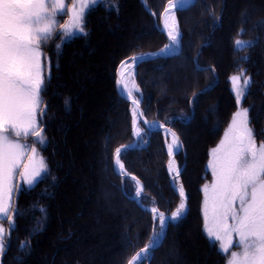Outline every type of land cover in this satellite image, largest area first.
<instances>
[{
    "label": "trees",
    "instance_id": "trees-1",
    "mask_svg": "<svg viewBox=\"0 0 264 264\" xmlns=\"http://www.w3.org/2000/svg\"><path fill=\"white\" fill-rule=\"evenodd\" d=\"M169 2L101 0L84 19L86 35L65 40L58 34L48 41L45 54L50 61L51 80L46 82L47 90L42 94L44 114L40 118L46 143L31 142L45 160L47 170L35 187L23 190L16 199L14 213L18 210L19 216L13 214L15 229L8 228L10 238L7 235L5 239L2 264H56L60 253L58 264H96L101 246L85 247L84 236L73 230L74 225H83L89 235L93 234L92 226L102 228L99 236L112 231L109 239L114 243L113 255L119 257L116 264H129L131 257L159 232L158 222L155 224L154 216L145 208L155 206L170 216L179 206L181 198L172 187L168 168L169 139L162 132L151 133L141 123L144 134L137 141L132 106L117 89V71L123 61L155 54L168 46L160 19ZM246 4L252 10L245 8ZM177 18L181 54L142 63L137 68L136 82L147 121L172 129L183 143L184 150L177 156V162L180 168L187 164L182 184L190 211L184 220L168 227L163 246L145 264H194L185 250L183 253V248L190 245L192 234L203 247L201 257L210 264H228L218 245L213 246L205 234L202 189L212 179L208 169L211 150L221 143L238 110L230 78L241 75L242 71L252 80L250 95L245 97L243 107L249 109L257 144L264 143L261 135L264 133V0H197L191 9L178 13ZM124 25L125 32L121 34ZM116 32L114 40L103 43L109 49L105 56L109 55L110 63L106 70L108 76L101 81H109V92L102 106L106 107L104 120L93 122L91 127L95 126V131L90 132L99 142L96 146L89 144L85 151L93 153L85 175L92 176L91 193L98 195L99 201L95 197L94 200L87 198L91 201L88 218L84 219L85 213L79 211L65 227L62 219L56 217L53 205L72 171L71 164L64 163L73 155L66 137L72 128L66 121L74 112L83 118L76 84L83 83L88 75L84 63L79 64L74 76L70 70L73 62L80 63L78 59L86 52H94L95 35L103 38ZM235 39L251 42L253 46L239 51ZM78 88L82 87L78 84ZM117 149H121L127 175L114 171ZM133 176L144 188L140 199L146 197L154 205H140L134 195ZM70 188L67 189L69 196L73 193ZM98 202L106 209L104 216L96 210ZM89 218L91 225L87 222ZM105 218L111 219L115 227H104ZM22 244L28 247L22 250ZM110 245L102 248L108 249ZM105 259L98 264H103ZM107 264L115 262L111 259Z\"/></svg>",
    "mask_w": 264,
    "mask_h": 264
},
{
    "label": "snow or ice",
    "instance_id": "snow-or-ice-1",
    "mask_svg": "<svg viewBox=\"0 0 264 264\" xmlns=\"http://www.w3.org/2000/svg\"><path fill=\"white\" fill-rule=\"evenodd\" d=\"M100 0H75L71 7H66L65 0H0V225L10 223L15 229L12 200L16 192L14 181L20 177L29 187H33L46 171L37 149L23 141L34 137L33 143L44 144L45 137L41 127L44 114L42 94L50 83V62L48 74L42 62V46L53 39L58 27L61 38H70L84 34L86 11ZM185 0H170L164 13V27L170 45L161 53L167 54L180 43V32L173 9L183 7ZM69 16L67 24H60L58 17ZM235 47L246 51L251 42L235 39ZM57 49L60 45L58 44ZM155 55V54H149ZM46 59V58H45ZM132 64L123 61L119 69V85L132 103L134 126L136 117H143L139 111L140 100L133 96L128 80L134 76L129 69L145 57H131ZM243 76V81H242ZM233 94L237 103L231 125L221 143L211 150L208 167L213 182L202 189L204 231L213 246L219 247L226 256L228 264H264V143L257 144L256 133L250 126L249 109L242 107L243 100L250 95L252 80L245 76L233 75L230 78ZM139 92V89H136ZM147 123V120H144ZM163 127V125H161ZM167 154L174 157L182 149L179 137L171 129ZM135 134L141 137V129L136 127ZM264 135V133H261ZM126 151V150H125ZM121 149L115 152L114 171L118 175H127L121 160ZM27 159L28 164L23 161ZM175 184L180 176V169L175 159L168 164ZM135 197L141 206L154 201L140 199L144 191L136 177ZM182 198L175 212L165 217L155 206L145 208L158 221L160 231L155 232L148 245L140 249L129 260V264H145L165 238L166 220L176 221L186 211V196L183 185L179 186ZM43 211V209H41ZM10 238V231L7 234ZM6 234L0 226V255L5 248ZM235 238V240H234ZM24 250L28 246L22 244Z\"/></svg>",
    "mask_w": 264,
    "mask_h": 264
},
{
    "label": "bare ground",
    "instance_id": "bare-ground-1",
    "mask_svg": "<svg viewBox=\"0 0 264 264\" xmlns=\"http://www.w3.org/2000/svg\"><path fill=\"white\" fill-rule=\"evenodd\" d=\"M193 2V0H185L184 6H188ZM175 14V13H174ZM176 23H177V17L175 14ZM127 25V24H126ZM123 34L125 32L124 28L125 25L122 27ZM118 33L116 32V35L112 36L111 34H108L106 37L100 38L99 36L95 35L93 39V53L92 52H86L82 59H78V62H73V66L70 70V74L73 76L79 69V64H86L87 65V78L82 83L76 84V93L80 96L78 98V103L80 107L83 108V118L81 119V115H79L77 112H74L69 119L66 121V124L68 127L72 128L67 132V145L68 147L73 151V155L71 157H67L64 161L66 164H71L72 171L69 173V177L66 180V183L63 185L61 192L58 194L57 200L54 203V212L56 217L61 218L65 227H67V223H71L72 218L75 216V214L79 211L84 212L85 216L84 219H87L90 212L91 207V201H89L86 198V194H90L93 190L91 186V182H89L86 172L87 168L83 165V155L86 151V147L82 145V139L85 143V140H89L92 138L90 135V131L87 129L89 126H91L94 122V116L96 112H98V108H102L103 103L105 102L106 94L109 92V81H101V79L104 76H108L107 66L110 63L109 55L105 56L106 51H108V47L104 45V41L107 42L112 41L116 38ZM112 50L113 47H110ZM174 52H177V49L174 48ZM118 53H116L117 56ZM105 56V57H104ZM66 64V62H65ZM134 66V65H133ZM131 67L129 69L130 72H133L135 69L134 67ZM81 67V66H80ZM67 70V68H65ZM73 69V70H72ZM110 70V69H109ZM107 72V73H106ZM78 84L82 88H78ZM68 91V89H67ZM129 99V98H128ZM130 100V99H129ZM79 124L78 127H76V124ZM87 127V128H86ZM86 128V130H84ZM84 130V131H83ZM87 142V141H86ZM90 142V141H89ZM88 145L90 143H87ZM179 152V151H178ZM178 152H175L174 157L177 155ZM172 157V159L174 158ZM89 182V186L91 188L88 189V187L84 188L82 184H85V180ZM77 180L76 188L78 187L80 189V200L77 201V205L73 198H71L67 194V189L70 188L72 185V181ZM82 186V187H81ZM179 188V187H178ZM169 227V226H168ZM94 229L93 226L91 230ZM77 234H80L84 236L85 247H97V244L100 243V239L105 237L104 235H98L95 236L94 234L89 235V232L85 231L83 225H74V229ZM93 231V230H92ZM107 236V235H106ZM105 241V239H104ZM105 243V242H104ZM190 245L187 246V256L189 257V260L193 262L194 264H210V261H207L206 258H203L199 255H194L193 252H191ZM104 251H101L100 253H97L96 256L98 258V262L96 261V264H98L102 258H104L106 253H103ZM43 254V253H42ZM44 255V254H43ZM48 255V252L45 254ZM62 255V253L59 254L56 264L59 262V257ZM72 259V258H71Z\"/></svg>",
    "mask_w": 264,
    "mask_h": 264
},
{
    "label": "rangeland",
    "instance_id": "rangeland-1",
    "mask_svg": "<svg viewBox=\"0 0 264 264\" xmlns=\"http://www.w3.org/2000/svg\"><path fill=\"white\" fill-rule=\"evenodd\" d=\"M100 2H101V0H100ZM99 2V3H100ZM73 3H75V0H65V4H66V7H71V5L73 4ZM99 3H97V4H95L94 6H92L91 7V9L93 8V7H95L96 5H98ZM245 8H249V10L251 9L252 10V7L250 6V4L249 5H245L244 6ZM248 10V9H247ZM88 12L89 11H86V14H85V17H86V15L88 14ZM85 17H84V19H85ZM176 17H177V15H176ZM69 19H70V17L69 16H63V17H58V20L60 21V24L61 25H63V24H67L68 22H69ZM177 26H178V29H179V32H180V28H179V21H178V18H177ZM134 29H135V27H133ZM133 29V30H134ZM162 29V28H161ZM62 29L60 28V27H58L57 28V30H56V33L54 34V36H56V35H58V34H60V31H61ZM78 35H80V34H77V35H75V36H78ZM75 36H73V37H75ZM73 37H70V38H65V40H68V39H71V38H73ZM54 38V37H53ZM180 38H181V33H180ZM52 40V39H51ZM48 44V43H47ZM45 47L46 46H42V51H43V57H42V62L44 63V65H45V75L47 76V74H48V64H49V59L46 57V54H45ZM46 58V59H45ZM50 73H51V71H50ZM133 73H134V76L133 77H130L129 78V80H128V84H129V88L130 89H132V93H133V96L134 97H136V98H138V96L140 95V89H139V87H138V85H137V82H136V75H137V72H136V70H134L133 71ZM242 81H243V79H242ZM139 89V92H137L136 91V89ZM117 89H118V86H117ZM118 93H119V90H118ZM139 100H140V98H138ZM105 101H106V99H105ZM244 101V100H243ZM140 103H142L141 102V100H140ZM132 106V105H131ZM242 107H243V103H242ZM44 110V109H43ZM105 110H106V107L105 108H98V112H96V114H95V118H94V122L96 121H100V122H102L103 120H104V117H103V113L105 112ZM139 111H140V109H139ZM41 117H38V119H40ZM56 118L57 119H61V115L59 114V115H57L56 114ZM249 120H250V118H249ZM141 117L140 116H137L136 117V122H135V126H134V134H135V130H136V127H139L140 129H141V137L143 136V134H144V131L142 130V127H141ZM122 125H123V123L121 122V127H122ZM151 126H161V124H158V123H154V124H151ZM146 127V126H145ZM87 128V127H86ZM86 128L84 129V130H86ZM88 130H90V132L91 133H93L94 131H95V126L94 127H91V126H89L88 128H87ZM83 130V131H84ZM228 130V129H227ZM227 132V131H226ZM90 133V134H91ZM42 135H44V133L42 132ZM165 136L169 139V143H171V136H170V134L169 133H165ZM135 137H136V139H137V141L140 139V137H137V135L135 134ZM224 138V137H223ZM34 137H28V139L27 140H24L23 142L24 143H26V144H31L32 145V143L31 142H33L34 141ZM223 140V139H222ZM87 141V142H86ZM90 141V142H89ZM97 142H99V138H97V136H94V134L92 135V138L91 139H89V140H85V143H84V141H83V139H82V145H84V147H86L87 148V146H88V144L87 143H92L91 145L92 146H96L97 145ZM45 143H46V140H45ZM44 143V144H45ZM33 146V145H32ZM33 147H35V146H33ZM36 148V147H35ZM37 149V148H36ZM37 153H38V157L39 158H42L43 159V157L39 154V152H38V150H37ZM181 153V150L177 153V155L174 157V159H175V162H176V165H177V167L180 169V171H181V168L179 167V165H178V162H177V156L179 155ZM85 157H83L84 159H83V165H84V167L85 168H87L88 166H89V164L92 162V160H93V153L92 152H90V151H88V153L86 152L85 154ZM169 158H170V160H172V157H170L169 156ZM43 161L45 162V160L43 159ZM23 163L26 165V164H28L29 163V161L27 160V159H25L24 161H23ZM45 165H46V163H45ZM124 165V164H123ZM124 169H125V167H124ZM208 169H209V171L211 172V170H210V168L208 167ZM46 170H47V168H46ZM126 171V170H125ZM45 173H46V171H44V172H42V178L44 177V175H45ZM212 174V173H211ZM171 176H173V174L171 173ZM212 176V175H211ZM42 178H40L39 180H38V182L33 186V187H35L41 180H42ZM88 180H89V182H91L92 180H93V178H92V176H89L88 175ZM73 181H75V180H73ZM71 182L72 183V185H71V188H70V190H72L73 191V193L70 195V197L71 198H73L74 199V201H75V203H76V205H77V201L78 200H80V189L77 187L76 188V186H79V185H77V183H75V182ZM77 181V180H76ZM89 182L87 181V179L85 180V184H82L83 185V187L84 188H86V187H88V189L89 188H91L90 186H89ZM213 182V178L210 180V183L209 184H211ZM14 183H15V186H16V192H15V195L13 196V200H12V209H13V213H14V210H15V202H16V199H17V197L20 195V193L23 191V190H26L27 188L28 189H31V188H33V187H29L26 183H24L23 181H22V179L20 178V177H17L16 178V180L14 181ZM182 184V178H181V180H179V181H177L176 182V186L177 187H179L180 185ZM141 185V184H140ZM183 185V184H182ZM82 187V186H81ZM183 188H184V186H183ZM141 195H143V192L141 193ZM94 197H95V199H97L98 201H99V199H98V195L96 196V194L95 195H93V193H90V194H86V198H89V199H91V200H94ZM97 197V198H96ZM96 207V210H97V212H99L100 213V215L101 216H104L105 215V213H106V209L105 208H102L101 206H100V204H99V202H98V204H97V206H95ZM202 212H203V209H202ZM185 213H186V211H185ZM185 213H184V215L182 216V217H184L185 216ZM154 218V217H153ZM12 219H13V217H12ZM106 219L107 218H105V225H104V227H107V228H110V229H112V228H114L115 227V224H113V221H111V219H109V221H106ZM181 219V218H180ZM179 220V219H178ZM154 221H155V224H157V220L154 218ZM177 221V220H176ZM90 225L92 224L91 223V220H90V218H89V220L87 221ZM0 226H2L3 228H4V230H5V234H6V237H7V234H8V228H11V225H10V223H4L3 225H0ZM156 226L157 225H155V228H156ZM170 226V225H169ZM101 227H98V228H95V229H93V231H91L93 234L94 233H96V235L95 236H98L99 235V233L101 234L102 233V231H101ZM101 231V232H100ZM159 231H160V228H159ZM164 233H165V231H164ZM113 234V232L111 231V232H109V234H107L108 236H105V241H104V239L102 238V239H100V243L99 244H97L98 246H101V249L100 250H98V251H103V249H104V252L103 253H106L105 255V257H106V261H104V263L103 264H107V262L109 261V260H111L112 259V261H114L115 262V264L116 263H118V261H119V257L117 256V254L116 255H113V245H114V243L112 242L111 243V241H110V239H109V237L111 236ZM110 235V236H109ZM165 236H166V233H165ZM6 239V238H5ZM234 240H235V238H234ZM105 242V243H104ZM189 244H190V247H191V252H193V254L196 256V255H199V256H201V255H203V247L201 246V244H199L198 243V241H197V239H196V237H195V235L194 234H192V235H190L189 236ZM111 245H110V244ZM4 244H5V241H4ZM110 245L109 246V248L107 249H105V248H102L103 246H105V245ZM186 247V246H185ZM99 248V247H98ZM184 250L186 251L187 250V248H183V253H185L184 252ZM4 253H5V248H4V252H3V254L2 255H0V264H2V258H3V255H4ZM175 253H176V251H175ZM175 253H174V255H175ZM173 255V254H172Z\"/></svg>",
    "mask_w": 264,
    "mask_h": 264
},
{
    "label": "water",
    "instance_id": "water-1",
    "mask_svg": "<svg viewBox=\"0 0 264 264\" xmlns=\"http://www.w3.org/2000/svg\"><path fill=\"white\" fill-rule=\"evenodd\" d=\"M196 2H197V0H193V2H192L190 5L180 7L179 9H173L172 11L177 15V14L180 13V12H184V11H186V10L191 9V8L196 4ZM164 13H165V12H164ZM160 26H161V28H162V32L164 33V35L166 36V38H167V40H168V42H169V44H168V46H169L171 42H170V40H169V38H168L167 30H166L165 27H164V14L162 15V17H161V19H160ZM168 46H167V47H168ZM167 47H165V48H164L163 50H161L160 52L155 53V55H142V57H145V59L139 61L138 63L134 64V66H133V65H132V66L134 67L135 70H137L138 66L141 65L142 63H145V62H148V61H152V60L168 59V58H171V57H175V56L180 55L181 52H182V40H181V38H180V43H179L178 46L173 47V49H172L171 51L167 52V54H163V55H162L161 53H162ZM174 48L177 49V52H174ZM136 57H141V56H136ZM127 61L129 62V64H132L131 59H129V60H127ZM119 69H120V67H119ZM119 69H118V71H117V86H118L119 94H120V96H121L124 100H126L127 102H129V103L132 105L131 100H129V99L127 98V96L125 95V93L121 91V87H120V85H119V83H118V81H119V79H120V77H119ZM139 109H140L141 112H143V117H141V122L146 126V128H147L151 133H158V132L168 133L167 130L170 129V128H167V127H165V126H163V127H161V126H151V124H154V123H150V122H148V121H147V123H144V120H147V119H146L145 114H144V110H143V105H142V103H140V105H139ZM171 131L174 132L172 129H171ZM176 135H177V133H176ZM177 136H178V135H177ZM178 137H179V136H178ZM179 140H180V142H181V144H182V149H181V152H182V151L184 150V146H183V143H182V141H181L180 138H179ZM186 166H187V164H185V165L183 166V168H181L180 176H179L178 181L181 180V178H182V176H183V174H184V172H185ZM171 184H172L173 189L175 190V192H176V193L178 194V196H179V188L176 186V183H175V184L173 183V176H171ZM184 192H185V189H184ZM185 196H186V213H185V216L182 217L181 219L177 220V221L166 220V227H165V229H164L165 233H167V230H168V226H169V225H171V224H177V223L181 222L182 220H184V219L189 215L190 207H189V201H188V198H187L186 192H185ZM179 197H180V196H179ZM180 198H181V197H180ZM181 199H182V198H181ZM164 215H165V214H164ZM165 217L167 218V217H169V216L165 215ZM164 239H165V238H164ZM164 239H163L162 243L164 242Z\"/></svg>",
    "mask_w": 264,
    "mask_h": 264
}]
</instances>
